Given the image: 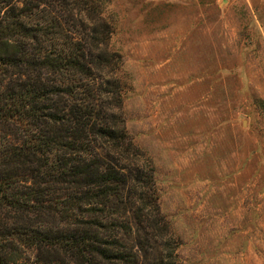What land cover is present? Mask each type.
<instances>
[{
  "label": "rangeland",
  "instance_id": "374dc122",
  "mask_svg": "<svg viewBox=\"0 0 264 264\" xmlns=\"http://www.w3.org/2000/svg\"><path fill=\"white\" fill-rule=\"evenodd\" d=\"M9 1L6 11L37 2L31 20L58 17L93 59L103 47L99 24H107L108 71L93 70L88 82L106 88L101 95L112 103L118 84L113 112L143 156L130 165L151 170L159 212L132 196L141 225L130 236L111 224L126 244L122 253L133 247V264H156L165 238L175 264H264V0H68L69 10L54 0ZM41 186L33 194L43 191L49 208L0 211V235L21 225L42 224L49 237L71 230L73 206L60 203L71 190ZM106 210L110 222L117 217L111 205ZM158 216L167 228L161 239L147 228ZM16 245L4 242L9 264L89 263L64 246Z\"/></svg>",
  "mask_w": 264,
  "mask_h": 264
},
{
  "label": "trees",
  "instance_id": "16d2710c",
  "mask_svg": "<svg viewBox=\"0 0 264 264\" xmlns=\"http://www.w3.org/2000/svg\"><path fill=\"white\" fill-rule=\"evenodd\" d=\"M36 1L47 4L50 0ZM54 1L69 10L68 0ZM28 4L6 11L10 1L0 0V12L5 8L0 15V211L47 210L51 203L44 200L43 191L33 192L55 181L71 190L60 203L73 206L74 222L71 230L57 237H49L42 224L21 225L1 234L0 264H9L4 250L8 241L22 250L64 246L85 257L88 264L93 260L133 264L136 251L130 245L127 254L122 253L126 244L118 230L111 235V224L124 227L130 236L134 225H141V208L136 209L137 220L132 217L134 195L146 197L147 205L159 212L151 170L130 165L143 156L113 112L120 102L118 84L112 82L116 87L112 103L109 96L101 95L106 88L88 82L93 70L108 71L104 59L107 24H99L103 47L93 59L58 17L45 15L32 21L31 9L37 2ZM90 38L99 41L95 35ZM97 91L100 94L95 95ZM108 204L117 215L111 222ZM157 219L162 226L154 218L147 228L158 231L161 239L167 228L162 216ZM163 243L164 260L156 264H175L173 247L165 238Z\"/></svg>",
  "mask_w": 264,
  "mask_h": 264
}]
</instances>
